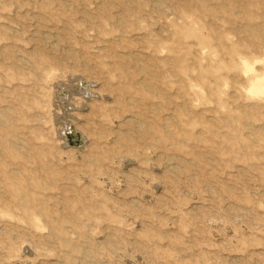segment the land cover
<instances>
[{
  "label": "rangeland",
  "instance_id": "1",
  "mask_svg": "<svg viewBox=\"0 0 264 264\" xmlns=\"http://www.w3.org/2000/svg\"><path fill=\"white\" fill-rule=\"evenodd\" d=\"M0 264H264V0H0Z\"/></svg>",
  "mask_w": 264,
  "mask_h": 264
},
{
  "label": "bare ground",
  "instance_id": "2",
  "mask_svg": "<svg viewBox=\"0 0 264 264\" xmlns=\"http://www.w3.org/2000/svg\"><path fill=\"white\" fill-rule=\"evenodd\" d=\"M70 128H72V127H70Z\"/></svg>",
  "mask_w": 264,
  "mask_h": 264
}]
</instances>
